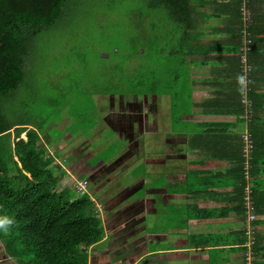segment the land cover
I'll return each mask as SVG.
<instances>
[{
	"label": "trees",
	"instance_id": "16d2710c",
	"mask_svg": "<svg viewBox=\"0 0 264 264\" xmlns=\"http://www.w3.org/2000/svg\"><path fill=\"white\" fill-rule=\"evenodd\" d=\"M144 1L145 10L137 11V25H143L142 29L145 35L148 33L149 40L160 27L157 23L162 24V34L170 41L174 40L180 29L189 37L185 30L190 26L192 15L190 0ZM247 1L250 9L254 6L264 9V0H238L234 3L239 8L238 4L241 6L243 2V7L247 8ZM69 3L70 0H0V239L6 256L17 264H89V248L103 238L102 222L96 211L95 200L88 193L76 198L71 196L75 180H65V173L60 165L54 166L56 156L49 153V140L45 141L40 137L43 128L38 132L30 123L8 121L2 106L4 98L12 97L24 82L26 61L39 35L62 19L65 22L63 24L71 25L64 18L69 12ZM242 10L235 11L240 21L235 28L237 33H232L235 38L229 40L227 46L220 45L216 50L226 52L225 59L233 61L232 70L237 75L238 96L235 99L236 108L231 113L240 117L243 124L240 135L247 133L252 145L245 152L243 137H232L230 134L223 137L212 134L208 139L202 138L191 144L190 149L206 153L212 161H226L230 165L223 175L207 170L188 173V180L194 181V188L191 190L194 197L204 196L205 200H214L221 195L215 189L230 187L231 190L227 193V198L224 194L225 199L219 204L224 206L219 207L217 201L190 206L188 219H223L235 213L234 221L229 224L241 227L236 239L217 234L203 236L196 243L205 247L216 245L220 241L235 245L238 241L239 247L230 248L229 251L243 252L246 263V251L249 249L247 233L250 228V250L253 257L251 264H264V231L261 232L264 229V219L248 222L246 214L249 203L255 216L260 218L264 215V124L263 118L261 119L264 91L259 89L264 84L261 81L264 75V13H254L255 8L252 12L247 11L249 18L244 23ZM145 19L148 21L145 22ZM168 22L173 26L166 25ZM137 34L139 33H132ZM180 38L183 40L184 36ZM244 39L247 40L246 45L243 43ZM122 43L125 45V42ZM244 46L246 51H242ZM121 50L119 59L118 56L114 57L119 70V78L116 79L119 85H106L107 88H99L91 95L95 92L114 91L112 87L122 89L121 94H141L144 92L143 86L151 94L155 93L153 85L158 79L157 72L164 68L159 62L173 64L174 59L158 61L154 58L158 51L141 43L140 35L131 36L130 33L129 48ZM197 50L202 51V47ZM175 54H180V50L170 51L171 56ZM243 54L246 65L250 68L247 95L250 106L247 111L241 102L243 72L240 57ZM148 60L153 61V64L143 72ZM179 65L181 63L177 66ZM124 73L128 74L126 79ZM258 73L261 75L259 80ZM108 78L106 81H113L114 84L115 79ZM120 84H128L129 89L119 87ZM87 100L89 102V98ZM23 133H26V140L20 139ZM233 138L236 139L234 144ZM210 164L204 160L198 166ZM56 167L57 172L54 171ZM216 225L218 224H213Z\"/></svg>",
	"mask_w": 264,
	"mask_h": 264
},
{
	"label": "crops",
	"instance_id": "0c3cea01",
	"mask_svg": "<svg viewBox=\"0 0 264 264\" xmlns=\"http://www.w3.org/2000/svg\"><path fill=\"white\" fill-rule=\"evenodd\" d=\"M190 1L192 15L190 26L185 30L189 37L180 29L174 36L175 41L168 40L162 34L153 45V49L158 51L157 56L153 55L155 59H174L173 64L166 63L162 65L164 68L157 72L158 79L153 85L155 93L151 94L148 88L144 87L141 94H121L122 89L117 87L107 93L95 92L89 101L95 105L96 121L87 127H76L74 131L70 124L72 118L64 117L67 122L58 129L72 127L56 147L51 143L49 146L52 148H49L50 154L56 155L57 151H61V160L67 161L64 166L69 165V168L64 170L65 180H86L87 192L90 187H96L95 191L91 190L92 194H88L96 202V211L102 222L103 238L89 249L95 252L99 250V246H105L104 251L125 250L121 245H126L127 241L129 247L133 243L132 246L139 249L137 253L129 251V256L123 252L114 257L115 261L129 257V264H140L151 256L161 255L159 258H168L190 255L191 264H247L244 263L243 252L229 251L230 248L239 247L238 241L235 245L220 241L216 245L205 247L196 243L203 236L217 234L236 239L241 227L229 224L234 221L235 213L223 219H194L197 222H192V218L188 219V208L192 205H203L205 202L212 204L217 201L219 207L224 206L219 204L225 199L224 194L227 198L231 188L215 189L214 191L221 195L214 200H205L204 196L194 197L191 192L194 181L188 180L187 175L198 170L223 175L230 168L228 162L212 161L206 153L192 150L190 146L194 141L208 139L212 134L240 137L243 124L240 117L237 118L231 113L237 105V75L232 70L233 61L225 59L226 52L220 53L216 49L221 47L220 45L227 46L229 40L235 38L232 33H237L235 28L239 25L235 11L244 9L243 22L246 23V18H249L247 11L252 12L255 8L254 13L262 14L264 9L256 6L250 9L248 1L247 8L243 7V2L241 6L238 4L237 8L234 2L238 0ZM253 18L256 19L255 16ZM166 25L173 26L171 22ZM157 34L158 32L154 33L153 38ZM181 36H184L183 40ZM143 37L151 42L148 33L145 35L144 31ZM200 47L202 51L197 50ZM176 49L180 50V54L171 56L170 51ZM143 51L144 48L142 53ZM180 63L181 65L177 66ZM257 77L258 80L262 78L264 83V75L261 77L258 73ZM259 89L264 91V84H261ZM261 119L264 124V111L261 112ZM50 126L51 124L49 128ZM27 128L31 129L30 126ZM21 135L26 136V133ZM40 137L46 141L50 136L45 131ZM24 138L23 140H26V137ZM234 140L236 139L233 138V144ZM204 160L212 165L198 166L199 162ZM54 161L59 160L55 157ZM129 175L135 181L128 184ZM115 180L120 189L117 192L109 191L107 196L110 194V197L106 196L107 201L104 202L101 195ZM182 182L184 185L180 186ZM125 188H129V195H137L134 201L129 202V208L127 204L123 206L120 202ZM139 189L140 192H137ZM158 203L162 205L158 206ZM184 203L185 207L172 209L173 205L181 206ZM97 204L101 207V212L98 211ZM117 205L126 210L125 217L117 215ZM175 215H180V220L178 217L176 219ZM183 216L187 220L186 224L181 222ZM118 218L129 221L111 229L112 221ZM164 223L170 226L163 225ZM215 223L218 225L213 226ZM199 224L209 225L201 227ZM183 227L188 228L186 238L180 237L182 246L174 248L171 246L173 243L169 242V246L165 248L146 249L147 239L157 241L162 237L167 238V231H179ZM125 229L127 239L123 241L124 238L119 239L118 236L121 237L120 234ZM139 236L140 240L137 239ZM6 259L10 264L14 261L9 257ZM90 262L91 259L89 264Z\"/></svg>",
	"mask_w": 264,
	"mask_h": 264
},
{
	"label": "rangeland",
	"instance_id": "374dc122",
	"mask_svg": "<svg viewBox=\"0 0 264 264\" xmlns=\"http://www.w3.org/2000/svg\"><path fill=\"white\" fill-rule=\"evenodd\" d=\"M145 8L146 3L144 0H70L69 12H67L64 18L71 25L67 23L66 25L63 24L65 22L64 19H62L61 22H58L54 27L47 29L39 35L26 61V76L24 82L14 91L12 97L4 98L2 102L3 112L8 121L13 123H30L38 132L43 128L40 134L46 131L50 136L49 143H52L55 147L64 137L63 135H67V131L70 127H87L91 122L96 121L97 115L95 114V105H92L90 101L88 102L87 98H91V93L99 88H107L109 85H119L116 81V79L119 78V70L116 68L114 57L118 56L119 59L122 51L121 49L124 50L125 48H129V33L131 36L140 35L141 43H145L149 49L153 47L156 39L162 35L161 24L157 23V25L160 26L159 29L155 30L158 32L157 36L154 38L150 36L152 39L151 42H148V40L146 41L143 37V25L141 24V26L138 27L137 23L139 19L138 12L145 10ZM146 21L148 20L145 19V22ZM131 32L139 34L132 35ZM122 42H125V45ZM106 55L109 56L108 59L104 58ZM102 58L105 60H102ZM159 63L165 65L163 62ZM152 64L153 61L148 60L143 72L144 70L147 71L148 66H152ZM127 75L128 74L124 73V79H126ZM108 77H113L115 79L114 84L113 81H106ZM127 85L128 84H120L119 87L129 89ZM112 88L114 90L116 89V87ZM84 91H86L85 95H82ZM68 101L69 103L67 104L66 102ZM91 113L92 117H90ZM64 117L72 118L70 119V124L72 126L63 128V130L58 129L62 128L67 122ZM61 118L63 120L60 121ZM50 124L51 126L49 128ZM20 137L25 139L24 137L26 136L21 135ZM105 152L106 150L104 153ZM55 156L59 161H55L54 165H60L63 171L67 170L69 165L64 166L67 161L65 159L61 160L62 152L57 151ZM54 171H58L57 167ZM130 175H132V173H130ZM130 175L129 181L127 182L128 184L135 181L131 179L132 176ZM134 178L136 179V177ZM75 184L76 182L74 185ZM118 184L117 180H115L113 184H110V187L107 188L108 191L104 190V193L101 195V197L103 196L104 202L107 201V197H110V194L107 196L109 191H119L118 189L120 188ZM74 185L72 186L73 191L71 196L76 198L79 193L76 191ZM183 185L182 182L180 186ZM94 188L96 187H90L88 192L92 194V191H95ZM137 192H140V189ZM136 197V193L129 195V188H125V194L120 202H122L123 206L127 204V208H129V202L134 201ZM129 198H131L130 201ZM160 205L161 204L158 203V206ZM185 206V203L181 206L175 204L172 206V209L173 207L182 208ZM106 208H108V205H106ZM97 209L101 212V207L98 204ZM116 213L119 217L126 216V210L122 209L120 205L116 206ZM173 214H175V212H173ZM175 217L177 219L178 216L175 215ZM257 219H264V215L260 218L256 216V220ZM178 220H180V215ZM127 221L129 220L114 219L110 227L111 229H115L117 226H121V224L125 225ZM181 222H183V224L187 223L184 216ZM192 222L197 221L193 219ZM163 225L170 226L167 223ZM160 227L165 229L162 225H160ZM187 228L188 227L180 228L179 231H167L169 232L167 238L162 237L157 239V241L147 239L146 249L165 248L169 246V242L175 244V246L173 244L171 245L174 248L182 246L180 237L186 238ZM249 229L250 228H248V230ZM125 231L126 229L123 233L121 232V237L118 236L119 239L124 238L123 241L127 239ZM140 238V236L137 237L139 240ZM132 245L133 243L129 247V241H127L126 245H121L125 250L121 249L120 251L117 250L113 252L112 249L104 251L103 248L106 247L99 246V250L89 253V260L91 259L90 263L129 264V257L118 261H115L114 257L121 255L123 252L128 256L129 251L137 253L139 249L137 246ZM159 256L161 255L157 257H148L143 260V262H140V264H191L190 255L168 258H159ZM6 258L7 256L3 249L2 240L0 239V260L3 261H0V264H10ZM251 261L252 260L248 261L247 258L246 263L251 264ZM11 264L17 263L13 261Z\"/></svg>",
	"mask_w": 264,
	"mask_h": 264
},
{
	"label": "built area",
	"instance_id": "2783aa9c",
	"mask_svg": "<svg viewBox=\"0 0 264 264\" xmlns=\"http://www.w3.org/2000/svg\"><path fill=\"white\" fill-rule=\"evenodd\" d=\"M244 45L247 44V40L244 39L243 41ZM246 46H244L242 48V51H246ZM241 59V63H242V72H243V76H242V85H243V88H242V97H241V102L242 104L245 106L246 108V111H247V108L250 106V101L247 97L248 95V92H249V88H248V76L250 74V68L246 65V59H245V55H241L240 57ZM243 137V141H244V151L245 152H248L249 149L251 148V141L249 140V136L247 133H245L244 135H241ZM76 191L79 193V195H83L85 193H88L87 192V181L86 180H80V181H76V184L74 185ZM249 193V191L247 190V194ZM89 195V194H88ZM93 200V199H92ZM247 201H248V198H247ZM246 214H247V220L248 222H251V221H254L256 219V216L253 214V211H252V207H250L249 203H247V211H246ZM249 235V240L247 241V246L249 247L248 251L250 252V247L252 245V238H251V231L250 229L248 230V233ZM250 255V254H249Z\"/></svg>",
	"mask_w": 264,
	"mask_h": 264
},
{
	"label": "clouds",
	"instance_id": "9594fccd",
	"mask_svg": "<svg viewBox=\"0 0 264 264\" xmlns=\"http://www.w3.org/2000/svg\"><path fill=\"white\" fill-rule=\"evenodd\" d=\"M21 139V138H20ZM250 254V255H249ZM247 258H248V261H250V260H252L253 259V257H252V252H251V250H250V252L247 250L246 251V260H247ZM252 262V261H251Z\"/></svg>",
	"mask_w": 264,
	"mask_h": 264
},
{
	"label": "bare ground",
	"instance_id": "6f19581e",
	"mask_svg": "<svg viewBox=\"0 0 264 264\" xmlns=\"http://www.w3.org/2000/svg\"><path fill=\"white\" fill-rule=\"evenodd\" d=\"M179 9V8H178ZM251 124V123H250Z\"/></svg>",
	"mask_w": 264,
	"mask_h": 264
}]
</instances>
